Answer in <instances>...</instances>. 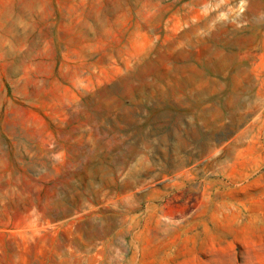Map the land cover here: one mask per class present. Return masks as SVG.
<instances>
[{"label":"rangeland","instance_id":"374dc122","mask_svg":"<svg viewBox=\"0 0 264 264\" xmlns=\"http://www.w3.org/2000/svg\"><path fill=\"white\" fill-rule=\"evenodd\" d=\"M262 144L264 0H0V264H264Z\"/></svg>","mask_w":264,"mask_h":264},{"label":"crops","instance_id":"0c3cea01","mask_svg":"<svg viewBox=\"0 0 264 264\" xmlns=\"http://www.w3.org/2000/svg\"><path fill=\"white\" fill-rule=\"evenodd\" d=\"M241 141V140H240ZM239 157H242L244 158L245 160H248L249 157H252V156H249L247 155V152H248V149H247V142H246V139L244 141V143H240L239 145ZM241 146H244V148H242ZM261 148L263 149L262 153L259 155V158L264 161V144L261 145ZM244 156V157H243ZM256 159L258 160V158L256 157ZM258 166H256L257 168ZM244 175H246V173H243Z\"/></svg>","mask_w":264,"mask_h":264}]
</instances>
